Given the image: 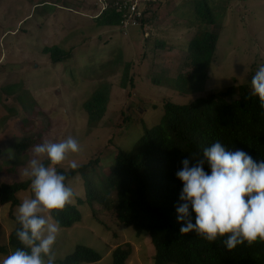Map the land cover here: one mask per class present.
<instances>
[{
	"label": "rangeland",
	"instance_id": "obj_1",
	"mask_svg": "<svg viewBox=\"0 0 264 264\" xmlns=\"http://www.w3.org/2000/svg\"><path fill=\"white\" fill-rule=\"evenodd\" d=\"M99 1L0 0V164L10 159V149L17 140L27 137L34 142L19 157L15 172H0V184L28 179L24 171L37 158L34 146L44 140L60 142L71 136L80 144L81 151L70 153L56 169H67L73 162L78 166L98 155L106 166L118 149L131 150L145 127L160 122L165 101L189 103L238 84L252 86V77L264 65V0H208L220 37L209 80L202 91L194 93H180L170 83L180 72L195 33L193 24L186 20L194 19L192 12L182 13L196 0H162L152 24L126 31L119 26L97 25ZM160 41L164 46H157ZM53 45L71 50L72 58L53 63L43 52ZM127 64L129 76L123 88ZM159 77L164 80L162 85L154 82ZM13 84H17L16 89L6 94L3 89ZM104 84L110 86L107 112L90 128L83 104ZM19 91L29 94H24L26 104L33 110L38 106V113L24 108ZM26 119L34 123L32 128L25 129ZM82 184L79 176L68 182L75 194L74 204L78 197L85 199ZM112 197L115 199V193ZM28 198H34L31 188L19 193L21 203ZM18 208L10 204L0 208L1 247L9 244ZM78 208L81 221L70 228L60 227L55 264L79 244L102 255L100 261L88 264H110L112 251L128 244L133 253L127 264H154L155 249L148 235L121 224L113 210L96 202L80 203ZM3 250L0 264L14 251Z\"/></svg>",
	"mask_w": 264,
	"mask_h": 264
},
{
	"label": "trees",
	"instance_id": "obj_2",
	"mask_svg": "<svg viewBox=\"0 0 264 264\" xmlns=\"http://www.w3.org/2000/svg\"><path fill=\"white\" fill-rule=\"evenodd\" d=\"M161 6L162 2L148 8L141 20V29L153 23L157 18V9ZM189 12H192L194 19L186 20L191 26L193 24L195 33L189 40L182 68L170 83L180 93L203 90L209 80V68L220 37L219 24L208 0H196L193 7H188L182 14ZM96 22L99 26H119L122 30V15L111 8L98 16ZM157 46H164V41H160ZM43 52L50 55L53 63L72 58L71 50L57 45L45 47ZM127 67L121 82L123 88L127 87L129 64ZM154 82L162 85L164 80L159 77L154 78ZM16 86H7L3 91L11 93ZM100 87L83 104L90 128L105 116L110 101V86L104 84ZM252 92V86L238 84L213 91L189 103L179 104L167 100L160 122L154 127H145L131 150L118 149L110 164L103 166L98 155L75 169L57 168L59 173L66 175V185L78 176L82 178L85 199L78 197L77 203L67 205L63 211H54L53 219L59 221L61 228L73 227L82 217L78 204L92 205L96 202L104 209L113 210L121 224L132 226L139 235L150 237L155 249L154 264H264V241L258 240L252 246L240 245L228 251L220 245V239L223 238L209 243L196 236L195 232L181 234L183 223L178 222L176 211V206L182 203L179 197L183 187L176 172L182 168L184 159H188L192 166L195 163L193 157H201L203 150L217 141L229 150L245 151L254 160L264 159V108L260 105L259 97ZM24 94L21 91L18 96L24 108L38 113V106L33 110V106L26 104ZM28 121H23L25 129L33 127L34 123L29 121L28 124ZM31 140L23 137L14 143L10 149V159L1 163L3 166L0 164V172H15L19 157L34 145ZM42 162L45 166L50 165L48 159ZM204 170L209 174L211 172L207 164ZM30 185V178L1 183L0 208L6 204L12 208L20 205L19 193L29 190ZM13 218L16 221V217ZM192 219L195 223L194 212ZM18 227L16 221L9 235V244L7 247L0 246L1 252L4 248L15 251L23 247L15 234ZM132 253L131 244L126 248L117 246L112 251L110 264H127ZM101 259L102 255L97 250L79 244L58 264H88Z\"/></svg>",
	"mask_w": 264,
	"mask_h": 264
},
{
	"label": "clouds",
	"instance_id": "obj_3",
	"mask_svg": "<svg viewBox=\"0 0 264 264\" xmlns=\"http://www.w3.org/2000/svg\"><path fill=\"white\" fill-rule=\"evenodd\" d=\"M253 95L264 108V65L251 80ZM81 151L77 139L69 136L60 142L44 140L34 146L37 158L30 161L24 175L31 180L34 198L24 199L18 208L16 237L23 245L3 259L2 264H55L54 246L60 231L54 211L70 205L74 192L67 186L66 175L55 166L68 155ZM46 156L51 166L38 158ZM195 163L184 159L176 177L182 181V203L176 206L181 234L195 232L209 243L217 242L232 251L237 246H252L264 241V159L254 160L243 150H229L219 141L203 150ZM207 164L210 174L204 170ZM73 169L77 164H71ZM191 209V211H190ZM192 212L195 213L193 223Z\"/></svg>",
	"mask_w": 264,
	"mask_h": 264
},
{
	"label": "built area",
	"instance_id": "obj_4",
	"mask_svg": "<svg viewBox=\"0 0 264 264\" xmlns=\"http://www.w3.org/2000/svg\"><path fill=\"white\" fill-rule=\"evenodd\" d=\"M162 0H100L99 16L108 8L114 9L122 15V30L140 27L141 20L148 8L161 3ZM98 4V3H97Z\"/></svg>",
	"mask_w": 264,
	"mask_h": 264
}]
</instances>
